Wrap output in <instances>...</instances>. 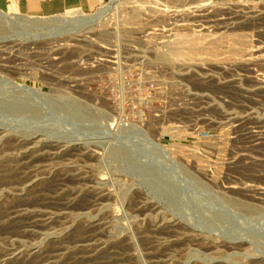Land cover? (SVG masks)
<instances>
[{
  "label": "rangeland",
  "instance_id": "rangeland-1",
  "mask_svg": "<svg viewBox=\"0 0 264 264\" xmlns=\"http://www.w3.org/2000/svg\"><path fill=\"white\" fill-rule=\"evenodd\" d=\"M0 8V264H264L244 0Z\"/></svg>",
  "mask_w": 264,
  "mask_h": 264
},
{
  "label": "built area",
  "instance_id": "built-area-1",
  "mask_svg": "<svg viewBox=\"0 0 264 264\" xmlns=\"http://www.w3.org/2000/svg\"><path fill=\"white\" fill-rule=\"evenodd\" d=\"M244 43V108L252 103L258 113H264V0H244ZM247 128L256 159L264 160V120Z\"/></svg>",
  "mask_w": 264,
  "mask_h": 264
},
{
  "label": "bare ground",
  "instance_id": "bare-ground-1",
  "mask_svg": "<svg viewBox=\"0 0 264 264\" xmlns=\"http://www.w3.org/2000/svg\"><path fill=\"white\" fill-rule=\"evenodd\" d=\"M101 8H103V5H101ZM100 8V10L97 12V13H95V14H92V15H88V14H86V12H83V11H79V12H76L75 14H73V15H79V17H74V18H81V20H82V18H85V17H89V18H91L90 19V21H92V20H94V19H96V18H98L99 17V15H100V13H102V12H104L105 11V8L104 9H101ZM7 14H9L8 12H6L5 10H3V9H1L0 8V16H5L6 18H8V16H7ZM88 15V16H87ZM5 22V21H4ZM78 22H80V21H78ZM77 22V23H78ZM95 22V21H94ZM72 23V22H71ZM73 24V23H72ZM71 24V25H72ZM76 24V23H75ZM5 25V24H4ZM84 25V24H83ZM67 26V25H66ZM69 26V25H68ZM53 28H57V26H55V27H53ZM193 46H195V45H193ZM104 48H105V53H107V54H104V56L103 57H101V58H99L98 59V61L97 62H99V63H102V64H108V63H114V60L112 59V55H111V53H109L110 52V50H111V48L110 47H106V46H103ZM5 64V63H4ZM3 64V65H4ZM165 149V148H164ZM136 162V161H135ZM231 188H233V186H230ZM241 187V186H240ZM239 188V187H238ZM243 188H244V186H243ZM240 190V189H239ZM239 194V193H238ZM37 215V214H36ZM84 259V258H83Z\"/></svg>",
  "mask_w": 264,
  "mask_h": 264
},
{
  "label": "crops",
  "instance_id": "crops-1",
  "mask_svg": "<svg viewBox=\"0 0 264 264\" xmlns=\"http://www.w3.org/2000/svg\"><path fill=\"white\" fill-rule=\"evenodd\" d=\"M92 4L93 3H91L90 5L92 6ZM94 5V4H93ZM69 9H73V10H77V12H79V11H83V12H85L82 8H80V7H71V8H69Z\"/></svg>",
  "mask_w": 264,
  "mask_h": 264
}]
</instances>
